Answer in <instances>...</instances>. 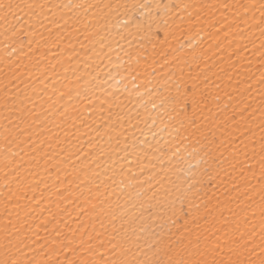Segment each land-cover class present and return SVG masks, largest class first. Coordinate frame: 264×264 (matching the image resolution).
Masks as SVG:
<instances>
[{
    "label": "snow or ice",
    "instance_id": "6c2138e0",
    "mask_svg": "<svg viewBox=\"0 0 264 264\" xmlns=\"http://www.w3.org/2000/svg\"><path fill=\"white\" fill-rule=\"evenodd\" d=\"M0 264H264V0H0Z\"/></svg>",
    "mask_w": 264,
    "mask_h": 264
}]
</instances>
